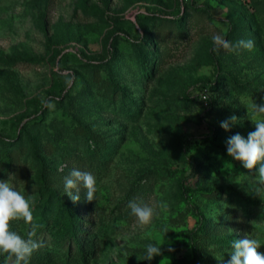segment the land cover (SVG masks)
I'll return each instance as SVG.
<instances>
[{
    "label": "rangeland",
    "instance_id": "obj_1",
    "mask_svg": "<svg viewBox=\"0 0 264 264\" xmlns=\"http://www.w3.org/2000/svg\"><path fill=\"white\" fill-rule=\"evenodd\" d=\"M214 34L254 47L213 53ZM262 98L264 0H0V181L35 197L42 235L88 221L81 249L47 237V264H224L246 237L264 253V186L226 152ZM73 168L96 177L95 200L64 193Z\"/></svg>",
    "mask_w": 264,
    "mask_h": 264
},
{
    "label": "clouds",
    "instance_id": "obj_2",
    "mask_svg": "<svg viewBox=\"0 0 264 264\" xmlns=\"http://www.w3.org/2000/svg\"><path fill=\"white\" fill-rule=\"evenodd\" d=\"M212 44L211 51L217 54L221 49L238 53L241 49L251 51L254 47V42L251 39H241L233 43L227 40L225 35L221 34L212 36ZM203 99L207 100L208 97L205 96ZM41 104L49 110L55 108V103L51 100L42 98ZM250 108L256 116L260 117L253 121L255 130L249 132L246 139L239 133L229 137L226 141V152L229 156L239 161L249 172H254V175L257 176L258 193L260 190L259 186H264V102L261 104L252 102ZM235 121L236 117L231 116L222 121L220 127L227 131L230 128V124ZM82 189L85 191L87 201L95 200L97 192L96 177L91 172L73 168L70 174L65 177L64 193L75 203L80 200ZM35 203V197L26 198L6 180L0 181V253L7 254L13 264H29L33 252L44 246L43 242L34 238L37 230L41 227L34 222L32 210ZM161 207H166V205L161 204ZM129 208L138 224L148 225L152 222L154 215L152 206L133 201L129 203ZM14 220H23L25 224L30 226L27 238L10 230V223ZM161 231L165 234L169 229L164 226ZM162 244L163 240L160 241L159 245L147 244L144 259L151 260L154 256L161 255ZM260 246L261 243L256 238L236 239L231 245L230 258L224 264H264V253L258 251ZM167 250L169 252L174 251L172 247Z\"/></svg>",
    "mask_w": 264,
    "mask_h": 264
},
{
    "label": "trees",
    "instance_id": "obj_3",
    "mask_svg": "<svg viewBox=\"0 0 264 264\" xmlns=\"http://www.w3.org/2000/svg\"><path fill=\"white\" fill-rule=\"evenodd\" d=\"M246 203L249 206L250 210L249 216L254 215L258 211V207L262 204L261 201L252 200L250 198L246 199ZM68 224L62 225V223H60L59 225H46L43 229L46 234L43 235L39 229L37 230L36 236L34 238H37L38 241L43 242L44 246L33 252L30 257L29 264H47L50 261L51 249L45 248L47 245L46 243L48 236L51 238L52 244L58 245L61 242L65 241L66 238H70V241H72V243H75L78 249L82 248L83 242L86 241L87 232L85 231V229L86 225L88 224V221L87 223H83L82 229H80L79 232L76 230L68 232V226L69 228H71L70 218H68ZM29 227L30 226H27L26 228L22 227L21 220L16 221L15 224H13V221L10 223V230L15 231L16 233L25 238H27V232L29 231ZM0 264H13V261L8 258L7 254L0 253Z\"/></svg>",
    "mask_w": 264,
    "mask_h": 264
}]
</instances>
